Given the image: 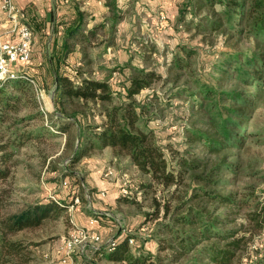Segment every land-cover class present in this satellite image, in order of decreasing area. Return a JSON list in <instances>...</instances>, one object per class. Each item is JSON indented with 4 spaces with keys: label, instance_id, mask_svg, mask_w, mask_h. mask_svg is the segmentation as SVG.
I'll use <instances>...</instances> for the list:
<instances>
[{
    "label": "trees",
    "instance_id": "trees-1",
    "mask_svg": "<svg viewBox=\"0 0 264 264\" xmlns=\"http://www.w3.org/2000/svg\"><path fill=\"white\" fill-rule=\"evenodd\" d=\"M204 1L210 8L215 4L222 6L220 11L213 10L204 19L210 30H221L229 39H244L251 46L244 53H225L214 70L213 84L196 83L194 89L187 90V96L197 102L205 119L203 130L195 128V124L186 128L185 143L199 144L200 149L197 155L190 154L191 158L187 157L188 148L168 158L154 132L146 125L139 124L144 105L136 103L134 97L150 88L153 80L160 79V74L153 70L134 68L128 85L123 88L121 101L115 103L114 91L107 80L80 79L73 71L68 72L63 68L56 71L54 68L55 93L61 99L98 104L103 116L100 125H86L88 128H83L82 133L85 131L87 134L85 137L79 132L68 170L89 153L109 147L114 158H126L139 174L148 178L150 184L154 183L163 190L173 188L174 191L186 179L189 180L190 190L185 197H178L175 205H171L168 200L162 205L155 201L152 213L146 215L141 225L144 227L145 222L151 219L155 221L153 239L159 251L166 252V255H154L146 250L145 242L141 245L135 240L130 247L127 239L119 234L114 239L113 250L101 246L96 252L101 256L103 254L110 262L178 264L183 260L185 264H241L249 243L264 231V204H260L253 191L239 196L236 192H220L229 182L226 177L238 176L240 167L238 161H230V155L225 152L244 138L242 133L245 126L242 127V121L247 118L257 95L264 91V0ZM191 55L186 47H177L171 55L169 68H189L188 59ZM231 82L235 84L233 87H223ZM8 83H13L12 87L18 95L8 92ZM29 87L21 79L8 80L0 86L1 129H9L8 126L4 129L3 123L8 113L17 110L19 93L33 101ZM37 113L30 114L28 118L36 117ZM67 131L58 129L59 133ZM22 136V133L18 137L16 135L12 143L18 142ZM9 144L10 141H4L1 135L0 181L6 180L9 174L7 167L3 168L12 156V153L7 152ZM68 170L64 171L65 175L69 173ZM70 175H73L74 183L79 184L78 176ZM77 195L74 192L70 202ZM117 200L134 202L126 196L118 197ZM244 206L249 207L245 215L247 227L243 223L233 227V215ZM67 209L68 205L61 204L59 200H49L13 211L10 194L6 189H0V264H24L28 245L17 239V235L39 227L45 220L56 218L60 212H67ZM255 263L264 264V254Z\"/></svg>",
    "mask_w": 264,
    "mask_h": 264
},
{
    "label": "rangeland",
    "instance_id": "rangeland-1",
    "mask_svg": "<svg viewBox=\"0 0 264 264\" xmlns=\"http://www.w3.org/2000/svg\"><path fill=\"white\" fill-rule=\"evenodd\" d=\"M206 2L204 0H192L193 4L190 1L189 5H183L179 10L184 15L190 14L192 19L195 18V23L187 25L182 22L183 25L179 27L177 22H174L176 20L171 23L165 15L167 24H163L162 30L169 29L173 34H166L163 38L156 34L155 36L159 37L154 44H151L154 35L150 38L148 33L144 34L146 30L143 25L147 27V22L139 23L136 19L134 22L138 31L136 36L140 40L144 39L150 43L148 46L151 49L148 50L149 48L143 45V47L136 45L139 53L145 57L136 58L132 65L128 63L129 70L132 72L135 65H141L147 69H152L161 76L159 80H153L150 88L142 90L140 94L134 97L136 103L144 105L139 124L146 125L154 132L159 145L164 147V151L170 159L176 155L177 151L181 152L187 148L188 158H191L194 153L197 155L200 151L199 144L185 143L186 130L193 124L196 125L195 128L205 129V119L202 112H200L197 102L187 96V90L194 89L196 83L213 84L214 70L217 63L223 59L224 54L230 51L244 53L251 46L244 39H229L221 30H210L204 19L208 17V14L211 15L213 10L220 11L222 6L215 4L210 8ZM131 15L132 12L130 11L129 17ZM200 16L202 17L200 18ZM128 20L130 19L128 18ZM39 37L38 35V39ZM175 42L178 44L176 45ZM42 44L43 47L44 45L48 47V55L45 57L41 55L42 58L36 50V55H34L35 51L32 52L30 64L21 66L20 69L34 77L43 88L47 112L43 114L40 111L31 87L29 89L31 90V99L34 102L29 101L28 97L19 93L20 100L16 106L17 110L8 113L3 123L4 129L7 126L9 129L0 128V136H3V140L10 141L7 152L12 153L4 165L5 167H3H7L9 174L6 180L0 181V189H6L10 194L13 211H17L25 205L45 203L49 200H59L61 204L69 206L71 196L74 192L77 193L79 203L72 209L68 207L67 212L62 211L58 217L45 220L39 227L20 232L17 239L21 240L24 245H28L27 261L24 264H95L92 260L96 252L85 247L80 253L81 248L78 246L74 247L70 255L71 262H64L65 250L63 247L64 243L71 237L75 226L90 230L86 226L88 225L87 220L85 223H81L80 220L84 221L90 214L88 211H93L91 206L93 196L99 192L95 193V188L90 185L89 181H86L89 172L85 167L86 164H83L85 160L80 159L74 168H69L70 170L67 169V166L69 159L73 156L74 147L77 145L79 132L81 131L82 137H85L87 134L85 131L82 133V130L86 125L94 126L103 120L101 107L90 102L84 104L77 100L61 99L55 93L52 74L48 70L44 72L42 70L40 73L39 68H45L49 56L51 62L56 66V71L60 70V40L58 42L55 40L49 43L43 42ZM39 45L40 42L37 41L36 49ZM177 47L180 49L186 47L193 54L188 59L189 68L183 70L169 68L171 54ZM148 52L151 53L147 55ZM38 62H42V66H39ZM127 67L124 64L122 68L115 67L106 74L111 77L113 71L117 70L118 72L112 82L113 89L117 92V95L114 96L115 103L121 101V96L124 94V83L129 80L130 75ZM77 69L74 68V70ZM123 69L126 70L125 74L122 73ZM74 70L72 71L74 72ZM12 84H6L8 92L18 95ZM234 85L231 82L230 84L226 83V86L223 87L231 88ZM35 112H38V115L29 119L28 116ZM70 117L75 119L76 123L73 124V119ZM241 125L242 127L245 126V131L242 133L244 138L237 141L225 152L230 155V161H238L239 174L232 178L227 176L226 180L229 182L220 189V192H236L239 196L253 191L257 195V200L263 205L264 91L258 94L252 102L247 118L242 121ZM60 128L68 130L65 133L66 136L58 132ZM87 128L85 127V129ZM15 130H17L16 134H14ZM21 133L23 136L20 137V140L12 143L15 141V136L18 137ZM89 155L98 156L93 151L86 156V159L90 157ZM98 159H101L98 160V163H101L103 167L100 178H103L106 183L112 184L107 187L112 192L109 193L108 189L104 191L106 198L94 197L99 202L98 211L100 213L108 212L117 219V222L100 219L92 228L100 235L103 247H106L105 243L115 239L119 234L125 239L123 231H126L127 236L133 237L139 244L142 245L145 242L146 250L155 252L154 255L164 257L166 252H160L157 242L153 239L156 228L155 221L152 219L146 221L143 232L138 229L143 224L146 215L152 213L155 201L162 205L164 201L168 200L171 205H175L178 197H185V194L190 190L189 180L186 179L174 191L173 188L163 190L154 183L150 184L148 178L139 174L124 157L112 161L108 156L103 155ZM92 161V167H96L97 165L94 163H96L97 157H93ZM89 162L87 160V163ZM108 169H110L111 174L105 178L103 174ZM67 170L69 171L67 175L76 173L79 184L74 183L71 175L65 177ZM121 196L129 197L134 202H119L117 198ZM247 211H249V207L244 206L235 213L233 215L234 222L231 225L239 227L242 223L246 224L245 215ZM128 230L130 233L127 232ZM261 254H264V231L261 235L255 236L249 243L242 256L241 264H257L255 262ZM185 262L182 260L178 264H185ZM112 264L116 263L113 262Z\"/></svg>",
    "mask_w": 264,
    "mask_h": 264
},
{
    "label": "crops",
    "instance_id": "crops-1",
    "mask_svg": "<svg viewBox=\"0 0 264 264\" xmlns=\"http://www.w3.org/2000/svg\"><path fill=\"white\" fill-rule=\"evenodd\" d=\"M190 1L192 3V0H13V3L23 13L24 22L28 24L33 32L32 52L35 51L34 55H36V50H38V55L47 56L48 47H45V45L43 47L42 43H49L54 40L58 42L60 40V68L68 72L78 68L74 72L78 73L77 75L80 79L107 80L112 91H114L112 82L118 72L117 70L113 71L110 77L106 75L109 70L115 67L122 68L124 64L127 67L129 64L132 65L133 60L136 58H144L145 56L139 53L138 47L143 45L148 47V50L151 49L148 46L150 43H147L144 39L140 40L136 36L138 31L134 22L136 20L139 23L147 22V27L143 25L146 30L144 34L148 33L149 37L154 35L152 37L154 40H150L152 41L151 44H154L159 37L155 36L156 34L160 35L161 38L166 34H173L169 29L165 31L158 30V14L160 12L165 13L171 23L176 20L174 22H177L178 26L183 25L182 22L187 25L196 22V19H192L190 14L184 15L179 11L183 5H189ZM194 4L198 6L195 2ZM130 11L132 12L131 17H129ZM10 28L11 26L7 19L0 13V42L15 40V36L9 32ZM38 35L40 36L39 39ZM37 41L40 42L38 49H36ZM177 42H175L176 45L178 44ZM150 53L148 52L147 55ZM147 57L150 58V56ZM47 61L45 68H39V72L41 73L42 70L43 72L50 71L54 83V68L56 69V67L49 59V56ZM38 65L42 66V62H38ZM127 68L131 76L133 71L129 70V66ZM134 68L152 70L141 65H135ZM125 71L123 69L122 73ZM127 85L128 81L124 83V87ZM116 93L114 91V96L117 95ZM101 122L97 125H100ZM61 135L66 136L67 134L61 133ZM94 153L98 156L89 155L88 159H86V156L81 159L85 160L83 164H86L85 167L88 170L87 172H89L86 181H89L90 185L95 188V193H98L105 191L108 186L112 185L100 178L103 167L101 163H98V160H101L98 158L105 155L112 161L117 159L112 156L109 147H105L101 151H94ZM93 157H97V161L94 163L97 165L96 167L91 165L93 164ZM87 160L90 162L87 163ZM68 176L65 175V177ZM108 191L109 193L112 192L110 189ZM99 196V193L94 194L93 203L91 204L93 211H88L90 214L84 221L80 220L81 223H85L87 220L88 225L86 226L90 229L95 227V224L90 222L91 215L93 212H100L98 211L99 202L95 199ZM104 221L109 220L106 219ZM83 226L85 225L83 224ZM152 253L155 254V252ZM96 260L98 262H94ZM106 260L103 254L101 256L99 253L93 256L92 262L95 264L113 263Z\"/></svg>",
    "mask_w": 264,
    "mask_h": 264
},
{
    "label": "built area",
    "instance_id": "built-area-1",
    "mask_svg": "<svg viewBox=\"0 0 264 264\" xmlns=\"http://www.w3.org/2000/svg\"><path fill=\"white\" fill-rule=\"evenodd\" d=\"M0 13L5 16L11 26L9 32L15 36L14 41L0 42V86L8 80L21 79L25 81L31 87L40 111L45 114V112H47V108L44 102L45 96L43 88L36 82L34 77L24 71H21L20 69L21 66H28L31 62L33 32L28 24L24 22L23 13L16 8L13 0H0ZM158 17V30H162L163 24H167V19L163 12H160ZM110 174L111 171L108 169L104 172L103 177L107 178ZM99 195L104 198L105 192L100 191ZM78 203L79 198L78 196H75L68 207L72 209ZM100 219L114 220L117 222V219H115L108 212H93L90 217V222L97 224ZM144 230V227L139 229L140 232H143ZM127 232L130 233V230ZM123 233L128 244L132 246L135 242L134 238L127 236L126 231H123ZM102 245L101 237L96 231L92 229L85 230L75 226L71 233V237L64 243L63 249L65 250V253L63 261L65 260L64 262H71L70 255L72 254L75 246L81 248L79 252L82 253V249L85 247L89 248L93 252H97ZM105 246L108 247L109 250H113L115 248V240H110L105 243Z\"/></svg>",
    "mask_w": 264,
    "mask_h": 264
}]
</instances>
